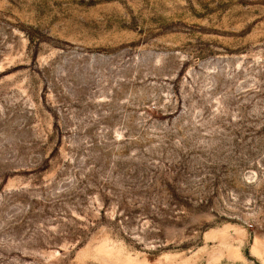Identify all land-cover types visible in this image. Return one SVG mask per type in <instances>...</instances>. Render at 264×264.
<instances>
[{"label": "rangeland", "instance_id": "1", "mask_svg": "<svg viewBox=\"0 0 264 264\" xmlns=\"http://www.w3.org/2000/svg\"><path fill=\"white\" fill-rule=\"evenodd\" d=\"M0 264H264V0H0Z\"/></svg>", "mask_w": 264, "mask_h": 264}]
</instances>
